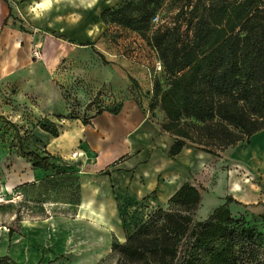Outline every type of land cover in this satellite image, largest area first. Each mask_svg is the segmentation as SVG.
Segmentation results:
<instances>
[{
	"label": "crops",
	"instance_id": "obj_1",
	"mask_svg": "<svg viewBox=\"0 0 264 264\" xmlns=\"http://www.w3.org/2000/svg\"><path fill=\"white\" fill-rule=\"evenodd\" d=\"M59 1L57 11L54 2L48 15L31 24L28 46H41L42 56L58 62H81L84 68L91 62L89 67L100 72L92 76L98 82L93 91L107 94L116 112L95 107L89 116L39 118L53 122L57 136L36 126L27 150L51 156L56 169H33L26 160L12 157L0 187L7 198L0 199V257L16 264H100L111 257L115 243H123L136 226L165 207L184 183L199 189L202 202L194 179L213 157L189 144L170 156L175 140L161 130L164 113L150 105L147 69L102 56L105 26L100 13L123 0ZM52 76L53 72L44 74ZM263 133L264 129L250 137L253 147ZM252 149L259 158L264 196V151L260 144ZM232 188L235 194L240 191ZM15 191L21 197L13 201ZM228 196L237 202L234 207L240 204L234 210L237 218L249 221L253 213L258 223L264 198L250 213L244 207L249 200ZM232 207L230 203L231 213Z\"/></svg>",
	"mask_w": 264,
	"mask_h": 264
},
{
	"label": "trees",
	"instance_id": "obj_2",
	"mask_svg": "<svg viewBox=\"0 0 264 264\" xmlns=\"http://www.w3.org/2000/svg\"><path fill=\"white\" fill-rule=\"evenodd\" d=\"M180 1L172 28L153 29L152 0H123L99 17L103 24L150 34L146 40L152 65L160 62L163 69L152 78L150 105L159 106L165 116L161 130L175 140L170 156L189 144L217 157L264 129V0ZM164 75L169 81L162 89ZM36 126L57 136L55 124L47 119ZM31 135L32 130L27 142ZM14 138L17 156L33 169L58 168L51 156L22 146L17 130ZM230 203L237 202L227 196L204 220H194L201 195L184 183L165 207L113 245L115 264H245L247 252L253 258L250 264L261 263L264 248L251 247L263 246V231L232 216ZM259 222L264 227V210ZM0 264L16 263L3 256Z\"/></svg>",
	"mask_w": 264,
	"mask_h": 264
},
{
	"label": "rangeland",
	"instance_id": "obj_3",
	"mask_svg": "<svg viewBox=\"0 0 264 264\" xmlns=\"http://www.w3.org/2000/svg\"><path fill=\"white\" fill-rule=\"evenodd\" d=\"M54 2L60 1L0 0V187L12 164V157H18V143L14 138L16 130L22 138V146L27 148L30 141L27 142L25 136L35 129V124L43 115L81 117L92 114L95 107L105 111L113 108L107 94H96L93 91L98 88V82H94L92 76H98L100 72L97 68L89 67L91 62L85 63L87 68L81 62L79 65L67 60L58 62L42 56L41 46H28L26 38L33 30L31 24H35L40 16L48 15L46 10L53 8L57 11L59 3L50 7ZM180 6V0H152L153 17L156 18L152 23L153 29L158 26L172 28ZM104 26L103 57L120 63L130 61L144 70L147 64L152 65V52L146 40L149 33H138L110 23ZM49 34L53 38L58 36L56 33ZM97 47L100 48L99 44ZM34 51L40 53L39 62H35ZM45 72H53L54 76L51 79L44 78ZM149 81L153 87V80L149 78ZM159 81L162 89H165L169 80L164 75ZM259 144L264 151V133L254 146L259 147ZM255 147L252 146V140H249L220 151L217 157L213 156L205 163L197 180L194 179L202 193V202L193 215L194 220H204L224 203L230 193L237 199L249 200L248 205L244 206L248 212L256 210L264 196L261 194L263 175L259 169V158L253 156L252 148ZM234 186L240 190L238 194L233 193ZM0 194L1 200L7 199ZM1 200L0 204H3ZM239 205L235 204L234 207V203H231L232 216L236 217L234 210L240 209ZM252 216V220L248 219L249 223L263 231L264 238L263 225L256 222L253 213ZM251 248H264V242L263 246L253 245ZM247 254L248 252L244 253L243 259L245 264H250L253 258ZM258 255L261 256L262 253ZM110 256L100 264H115L116 254L112 253ZM262 259L259 264H264Z\"/></svg>",
	"mask_w": 264,
	"mask_h": 264
},
{
	"label": "built area",
	"instance_id": "obj_4",
	"mask_svg": "<svg viewBox=\"0 0 264 264\" xmlns=\"http://www.w3.org/2000/svg\"><path fill=\"white\" fill-rule=\"evenodd\" d=\"M156 21V18H154L153 20H152V23H154ZM33 57H34V59H36V60H39L40 58H41V56H40V53L39 52H37V51H34L33 52ZM162 71H163V69H162V65H161V63L160 62H154V64L152 65V68H151V70L148 68L147 69V72H148V74H149V78L152 80V78L156 75V74H160V73H162ZM20 197H21V192L20 191H16V193L13 195V201L15 200H19L20 199Z\"/></svg>",
	"mask_w": 264,
	"mask_h": 264
}]
</instances>
